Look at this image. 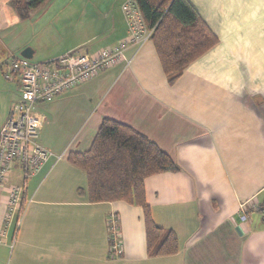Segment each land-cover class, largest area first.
Instances as JSON below:
<instances>
[{"label":"crops","instance_id":"1","mask_svg":"<svg viewBox=\"0 0 264 264\" xmlns=\"http://www.w3.org/2000/svg\"><path fill=\"white\" fill-rule=\"evenodd\" d=\"M190 1L219 42L174 84L149 37L126 46L129 62L39 103L46 115L39 141L54 154L27 179L16 163L0 188V264H264V211L248 221L238 212L245 200L264 203V0ZM131 3L47 0L23 19L10 0H0L1 73L28 46L36 63L115 47L131 34L124 10ZM14 82L12 104L20 93ZM105 117L141 131L179 165L145 181L153 218L176 231L178 252L149 254L141 206L90 202L78 192L87 174L68 154L87 150ZM20 184L32 200L17 226L18 212L7 219L8 199ZM111 211L123 238L117 255L110 252Z\"/></svg>","mask_w":264,"mask_h":264},{"label":"trees","instance_id":"2","mask_svg":"<svg viewBox=\"0 0 264 264\" xmlns=\"http://www.w3.org/2000/svg\"><path fill=\"white\" fill-rule=\"evenodd\" d=\"M46 1L10 0V4L25 19ZM135 1L146 27L152 30L150 37L169 84L219 42L190 0ZM68 159L85 170L87 188L80 187L78 192L86 194L90 202L125 201L143 208L149 254L178 252V235L155 221L145 186L152 175L180 169L170 153L133 126L105 117L91 146L70 151Z\"/></svg>","mask_w":264,"mask_h":264},{"label":"built area","instance_id":"3","mask_svg":"<svg viewBox=\"0 0 264 264\" xmlns=\"http://www.w3.org/2000/svg\"><path fill=\"white\" fill-rule=\"evenodd\" d=\"M124 10L131 34L115 47H104L93 54L75 50L40 63H29L28 58L12 54L5 76L18 80L20 93L12 104L5 124L0 128V188L16 163L22 166L27 179L40 171L54 154L39 141L46 115L36 110L35 105L53 100L57 95L93 78L103 69L121 61L129 62L126 46L151 36L152 30L146 27L136 3L126 4ZM143 32L146 34L143 35ZM31 200L26 196V184L12 186L9 189L7 219L18 212L16 224L20 226L26 205ZM260 211H264V206L255 200L241 202L238 210L243 221H248L252 213ZM107 227L110 252L120 254L123 251V239L116 211L109 213ZM4 236L5 231H1L0 243L4 241Z\"/></svg>","mask_w":264,"mask_h":264},{"label":"rangeland","instance_id":"4","mask_svg":"<svg viewBox=\"0 0 264 264\" xmlns=\"http://www.w3.org/2000/svg\"><path fill=\"white\" fill-rule=\"evenodd\" d=\"M20 55V54H19ZM29 63H32V61H34L33 58L31 59H27ZM16 78H13V79H8L6 76H5V73H1L0 71V122H1V117H2V111L4 109V106H5V102L7 100V98H9V88H10V84L12 85V83L14 84ZM9 87V88H8ZM15 90H16V87H15ZM17 90H19L17 88ZM11 103V100L9 98V104ZM44 105L43 104H39L37 103L35 105V109H40L41 107H43ZM11 107H12V103L10 105V108H9V112L11 110ZM44 114V112H43ZM9 115V113H8ZM46 134L43 135V137L45 136ZM123 239V238H122Z\"/></svg>","mask_w":264,"mask_h":264},{"label":"water","instance_id":"5","mask_svg":"<svg viewBox=\"0 0 264 264\" xmlns=\"http://www.w3.org/2000/svg\"><path fill=\"white\" fill-rule=\"evenodd\" d=\"M33 52V48L28 46L22 50L21 55L25 58L31 59L33 57Z\"/></svg>","mask_w":264,"mask_h":264}]
</instances>
